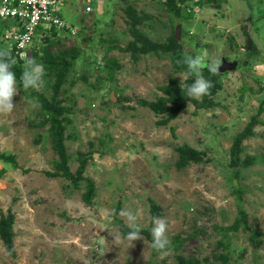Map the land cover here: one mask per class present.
<instances>
[{
	"label": "rangeland",
	"instance_id": "1",
	"mask_svg": "<svg viewBox=\"0 0 264 264\" xmlns=\"http://www.w3.org/2000/svg\"><path fill=\"white\" fill-rule=\"evenodd\" d=\"M85 1L63 0L64 28L75 27L78 34L61 31L49 51L56 55L82 45L64 85L61 105L71 107L64 147L71 173L86 161L84 178L93 182L95 197L86 205L85 183L76 189L45 174L55 171L58 156L47 126H39L37 100L18 87L12 113L0 115V154L13 155L17 163L14 170L0 162L5 170L0 209L15 217L16 258L0 242V264H178L177 257L220 264V254L227 264H264L263 238L256 246L250 233L225 231L242 209L248 226L264 233V0H194L178 5L180 18L168 13L165 0H96L88 15ZM127 7L143 17L134 30L148 42L167 43L180 27L184 57L200 54L219 66L222 59L238 63L220 78L215 107L196 110L187 104L162 124L165 117L140 106L141 100L162 98L159 89L170 79L185 89L183 84L195 78L182 79L187 68L177 70L168 56L149 54L136 62L128 53L109 50L134 38ZM246 37L253 50L247 51ZM37 43L40 48V36ZM110 59L120 65L111 78L105 71ZM36 91L52 95L44 84ZM252 118L258 123L240 153V160L252 158V165L231 168L233 140ZM183 145L203 154V161L178 170L175 149ZM150 202L168 224L170 244L181 240L177 250L154 251L144 236L129 245L122 236L120 227L129 228L122 210L139 211L140 229H151ZM224 240L228 249L217 245Z\"/></svg>",
	"mask_w": 264,
	"mask_h": 264
},
{
	"label": "trees",
	"instance_id": "2",
	"mask_svg": "<svg viewBox=\"0 0 264 264\" xmlns=\"http://www.w3.org/2000/svg\"><path fill=\"white\" fill-rule=\"evenodd\" d=\"M191 1L194 0H165L164 3L166 5V10L168 11V13L173 14L176 18H180L183 14H181L182 11L181 9H179L178 5H183L184 3H188ZM124 13L127 18L126 23L130 25V32L134 38L124 47H122L121 45L111 46L109 47V50L116 49L120 52L128 53L131 59L136 62L138 61V58L140 56L149 54L154 55L158 58H161L162 56H168V58L170 57V61L172 62L174 68H176L177 70L183 68L186 69V65L183 64V60L185 57L181 53L182 48L180 44L174 39V33L173 36L168 38L167 43H150L146 39H144L138 33V31L134 30L135 26L142 24L143 17H139L138 14H136L135 10L130 7H127ZM186 15V18L188 19L191 14ZM63 30H65L69 37H73L69 28L66 27ZM39 32V34H41V45H39L40 48L37 46L39 43L34 46V48L32 49L31 58L35 59L37 63L44 65L45 75L43 76V84L45 90H50L52 92V95L47 97L46 93H39L33 89H28L26 91L30 92L28 97L37 100L40 106V114L38 116L42 118V121L40 122L39 126H47L49 137L48 141L51 145L52 150L58 156V160L53 163L55 171L53 173L46 172L45 174L49 178H59L69 181L76 189H79L80 184L85 183V192L84 194H82L81 200L84 204L90 205L91 199L95 197V187L91 180L84 178L86 161L83 159L79 161V165L75 173H71L69 170V157L66 154L64 143L69 139L67 129L68 125L70 124L68 115L71 112V107H63L61 105L63 101H65L66 97V89H64V85L67 81L68 74L71 71L70 69L75 65V63L73 62L76 61V59L79 57L78 51L82 49V45L80 44V46L66 51H58L56 55H53L49 51V49L58 45L59 41L56 38L59 31L51 28L47 32ZM77 34L78 33L76 31L74 35L76 36ZM88 39L89 38H87L86 40L83 39V42H86ZM4 48L5 47L2 46V43H0V49ZM11 54L12 57L16 60V64L12 66L11 70L15 73L18 87H20L19 80L26 61L18 60L12 51ZM119 69L120 65L114 59L106 61L105 71L110 78L113 75V72ZM203 76L207 80H209L213 86L209 90L210 95L203 96L200 101L194 100L193 98L187 96L185 89H182L176 80L170 79L167 86L161 87L159 89L163 94L162 98H157L155 102L151 103L141 100L139 104L142 107L148 108L156 116L165 117L162 120V124H167L169 121L175 119L176 116L186 108L187 104H192L196 110L213 108L216 106V103L213 99L222 87L220 78L223 76V74L218 73V71L216 74H211L207 68H204ZM193 82V79H189L186 81L187 84H191ZM261 84L260 85L262 89H264L262 82ZM117 102H120L119 98H117ZM257 123L258 122L256 118H252L244 131L234 138L230 149L231 168H246L252 165L253 159L245 158L241 161L240 153L243 141L253 135V128ZM35 143L38 144L39 140L35 139ZM175 151L178 156V160L175 166L178 170L186 168L191 164H199L203 161V154L186 145L177 147ZM0 162L9 164L14 170L17 169V163L13 155L0 154ZM4 172L5 170L2 169L0 171V175H3ZM149 210L151 213V219H153L154 217H159V208L153 202H150ZM14 223V215L10 211H8L6 214H3L2 210L0 209V242L12 259L16 258L14 247ZM121 225L122 224L120 223V226ZM239 229H241L244 233H250L251 235L249 237V240L253 243H257L256 246L262 242L260 241V238L264 239V233L258 232L248 226L246 222V215L242 209H238L237 218L234 220L233 224L230 227L225 229V231L237 232ZM129 231H131L130 228L124 226L120 227V232L123 237H126ZM140 236H144L148 242L151 241L150 230L141 229ZM180 242L181 240L179 238H176L174 244L168 245L166 249L159 252L175 251L179 248ZM217 245L222 249L229 248V245H227V241L225 240L223 242H218ZM176 260L179 261L178 264L195 263V260H185L182 257H177ZM217 260L220 261V264H227L228 261L227 257L223 254L218 255Z\"/></svg>",
	"mask_w": 264,
	"mask_h": 264
},
{
	"label": "clouds",
	"instance_id": "3",
	"mask_svg": "<svg viewBox=\"0 0 264 264\" xmlns=\"http://www.w3.org/2000/svg\"><path fill=\"white\" fill-rule=\"evenodd\" d=\"M25 61L19 86L22 87V90H39L43 86V76L45 75L44 65L37 63L27 53H25ZM15 64L16 60L12 57L11 50L8 48L0 49V115L11 114L15 107L13 97L18 94V83L15 73L11 70ZM183 64L186 65L187 71L184 73L182 79L186 80L189 77L195 78L193 83L183 84L187 96L199 100L205 95H210L209 90L213 85L203 76V69L207 68L211 74H216L219 68V62L213 61L211 64H208L206 63L205 56L197 54L195 57L186 56ZM120 215L125 217L126 224L131 229L126 235L129 245L135 240L142 239L140 236L141 229L138 223L142 213L139 211L122 210ZM152 224L149 246L158 252L163 251L170 244L166 235L168 224L165 219L160 217H154Z\"/></svg>",
	"mask_w": 264,
	"mask_h": 264
},
{
	"label": "built area",
	"instance_id": "4",
	"mask_svg": "<svg viewBox=\"0 0 264 264\" xmlns=\"http://www.w3.org/2000/svg\"><path fill=\"white\" fill-rule=\"evenodd\" d=\"M95 2L85 1V14L93 13ZM62 5L63 0H0V43L18 60L25 61V53L29 56L39 31L47 32L51 28L59 31L58 34L63 31ZM70 30L74 36L76 28ZM262 83L264 86V79Z\"/></svg>",
	"mask_w": 264,
	"mask_h": 264
},
{
	"label": "water",
	"instance_id": "5",
	"mask_svg": "<svg viewBox=\"0 0 264 264\" xmlns=\"http://www.w3.org/2000/svg\"><path fill=\"white\" fill-rule=\"evenodd\" d=\"M243 30L246 33V31H247V26L246 25L244 26ZM180 32H181V28L177 27L176 30H175V33H174V39L176 41L180 40ZM246 42H247V51H250L251 48H252V43H251V40L248 37H246ZM237 65L238 64L236 62L228 63L225 59H222L221 60V64H220V66L218 68V73L225 74V73L233 72L236 69ZM111 100L115 101V98H114L112 93H111Z\"/></svg>",
	"mask_w": 264,
	"mask_h": 264
},
{
	"label": "crops",
	"instance_id": "6",
	"mask_svg": "<svg viewBox=\"0 0 264 264\" xmlns=\"http://www.w3.org/2000/svg\"><path fill=\"white\" fill-rule=\"evenodd\" d=\"M74 26H76V25H74ZM41 34H39V36H40ZM38 36V37H39ZM38 37L35 39V43L34 44H36L37 45V42H38ZM34 48V47H33ZM31 57V56H30Z\"/></svg>",
	"mask_w": 264,
	"mask_h": 264
}]
</instances>
